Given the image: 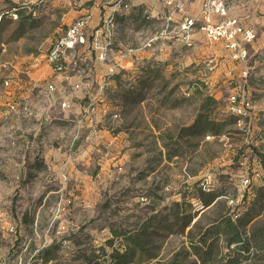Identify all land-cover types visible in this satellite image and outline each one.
Instances as JSON below:
<instances>
[{
  "label": "rangeland",
  "instance_id": "rangeland-1",
  "mask_svg": "<svg viewBox=\"0 0 264 264\" xmlns=\"http://www.w3.org/2000/svg\"><path fill=\"white\" fill-rule=\"evenodd\" d=\"M75 1L0 0V264H223L231 234L213 224L249 205L264 223L260 179L243 182L258 160L264 174V54L250 58L257 93L244 127L228 111L239 77L207 69L204 50L215 43L202 33L175 56L189 61L180 70L142 81L131 71L121 92L96 84V111L85 117L82 93L65 83L50 91L44 67L78 18L68 17ZM107 103L121 117H103ZM233 256L264 264V250Z\"/></svg>",
  "mask_w": 264,
  "mask_h": 264
},
{
  "label": "built area",
  "instance_id": "built-area-1",
  "mask_svg": "<svg viewBox=\"0 0 264 264\" xmlns=\"http://www.w3.org/2000/svg\"><path fill=\"white\" fill-rule=\"evenodd\" d=\"M188 0H168V5H175L177 12L181 17L177 20L172 14L168 15L167 21L163 24V28L144 38L143 47L152 48L161 39L171 40L174 44L190 49L196 46L197 35L202 33L211 43H223L224 47L229 51V56L233 61L240 62L244 65L240 72L239 82H235L236 86L228 96V111L236 118V125L244 127L246 119L250 118L253 112V100L249 88V51L248 46L257 39V33L250 27L244 25L240 19L230 12V0H204L199 11L195 14L185 13L182 3ZM116 6L125 10H131L132 0H116ZM92 14L87 13L74 19L67 28L56 38L51 49L47 54V60L52 70L56 74H62L65 81H70L72 76L77 81L72 82L71 90L77 91L89 88L92 85L90 75V67L87 64L80 51L86 46L92 48L96 32L90 31V22ZM117 21L114 15H108L101 20L99 25V34L105 38L102 49L97 54L101 61L109 62L107 74L100 88L108 85L110 77L119 72L118 66L110 60V51L116 40ZM86 64V68H82L81 64ZM216 61L211 57L207 63L209 71L214 70ZM50 91L58 89L55 82H50L47 85ZM93 100L95 97H90L89 109L84 114L85 117H91L96 111V106ZM64 107H69L66 100L63 101ZM103 117L117 119L121 117V110L111 109L108 103L103 107ZM83 115V116H84ZM96 130L93 131L95 133ZM214 135H207L210 139ZM258 160V159H257ZM258 168L252 170L250 176L244 178L243 182L251 186L253 179H260L261 184L264 183V174L261 168V162L258 160ZM206 188V187H205ZM210 189V187H208ZM239 212L233 214V218L239 217Z\"/></svg>",
  "mask_w": 264,
  "mask_h": 264
},
{
  "label": "crops",
  "instance_id": "crops-1",
  "mask_svg": "<svg viewBox=\"0 0 264 264\" xmlns=\"http://www.w3.org/2000/svg\"><path fill=\"white\" fill-rule=\"evenodd\" d=\"M167 1L168 0H132L133 7L131 10L117 7L115 3L116 0L75 1V10L72 9L73 13L68 15V17H80L87 13H91L93 18L89 26L90 31L96 32L97 34L94 37L92 48L86 46L80 51V55H83L90 67L91 72L89 76L92 79L91 87L85 88L84 90H77L82 93V98H85L87 101L90 99L93 87L96 84L99 86L102 85L108 67L110 66L109 62L101 61L97 57L98 52L102 49L105 42V38L102 34H99L98 28L101 24V20L108 15L118 17L120 27V36L116 41L114 49L112 48L110 51V60L118 66L120 71L110 77L108 90L112 92H114V90L121 92V89L125 88L127 74L131 71L139 81H142L143 74L146 72L151 75L153 80H158L163 71L175 72L176 70L182 69L181 64L183 66L189 62L185 61L187 63H183L184 61H176L177 59H175V56L178 54H180L178 55L179 57L181 55L185 56L184 54H187L189 50L184 48L183 50L182 47L174 44L171 40L161 39L152 48L143 47L144 38L152 35L154 32L160 31L163 28V24L167 21L168 15L172 14L176 20L181 17V14L177 12V7L175 5H168ZM203 1L204 0H188L182 3V7L185 13L195 14L199 11ZM230 12L232 15L238 17L244 25L252 28L257 33V39L248 46L249 65L252 74V69L254 68V66L250 64L252 54H264V0H230ZM142 21V28H138L137 24L139 23L140 25ZM131 25H136V30L133 32L128 31L129 29L127 28ZM204 53H207L209 55L208 57L215 58L216 66L217 64L219 65L216 72L224 73V75H222L227 77V81L231 80L232 83H234V79L237 76L240 77V72L244 65L230 58L229 51L224 47L223 43H216L213 46L207 47ZM220 56L224 57L221 58ZM176 63H178V65ZM44 67L50 76H52V74L54 75L53 79L49 81L55 82L59 89L60 87H64L63 83H65L64 85H66V87L68 84H72V80L67 82L63 79L62 74H56L54 71L52 72L50 65ZM214 77L218 80V74ZM216 79H214V81H216ZM75 81H77L76 78H74L73 82ZM250 81L252 82L251 77ZM250 92L255 100L257 93L256 85L250 86ZM79 98L81 97H77L71 104L73 106H78L80 110L81 104L78 102ZM51 152H54V156H51L52 162L50 163H55V161L60 159V153L56 149ZM46 160L47 162L51 161L48 157H46Z\"/></svg>",
  "mask_w": 264,
  "mask_h": 264
},
{
  "label": "trees",
  "instance_id": "trees-1",
  "mask_svg": "<svg viewBox=\"0 0 264 264\" xmlns=\"http://www.w3.org/2000/svg\"><path fill=\"white\" fill-rule=\"evenodd\" d=\"M202 121H203V119H202ZM215 131L217 132V130H215ZM206 185H208V183ZM259 185L264 187V185H262V184H259ZM259 185L252 184L251 186L255 187V186H259ZM209 187L212 188V186H209ZM203 188L204 187H202L203 193L208 192V191H206L205 188L204 189ZM194 196L195 195L191 196L190 198H192ZM202 204L204 206H206L209 204V202H207V204H205L203 202ZM249 206L248 207L243 206L244 210L241 212L238 211L240 214L236 220L233 218L234 213H229V214L225 215V217H223V219L220 223H214L213 224L214 228H216L220 231H223L226 234H231L226 239L227 240L226 246L230 249V254H229L226 262H224L223 264H243V259H241V257H234L233 256L234 251L238 252L239 255L241 256L242 253L249 252L251 248H254L256 250H261V251L264 250V223L258 224V223H255L256 221L253 222L254 219H256L259 215L258 214L257 215H251L252 209ZM243 224H245V225L250 224L249 229L246 230L245 232H242L240 230V226ZM244 233L248 234V235H244ZM127 238L132 240V241L134 240L131 237H127ZM133 242H135V241H133ZM137 245H140V244H137ZM210 247L211 246H209V245H203L202 246L203 249L204 248L206 249L205 254H204L206 262H207L206 258L210 257L209 256L211 253V252H209ZM245 258H247V257H245ZM131 262L132 261L129 259V260H125L124 262H122V264H129Z\"/></svg>",
  "mask_w": 264,
  "mask_h": 264
}]
</instances>
